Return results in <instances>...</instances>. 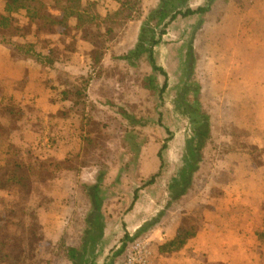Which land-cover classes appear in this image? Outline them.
<instances>
[{
	"label": "crops",
	"instance_id": "obj_1",
	"mask_svg": "<svg viewBox=\"0 0 264 264\" xmlns=\"http://www.w3.org/2000/svg\"><path fill=\"white\" fill-rule=\"evenodd\" d=\"M121 1L124 0H116V2L108 0L112 3L110 12H118L121 8ZM159 2L154 9L157 8ZM207 4L208 0H192L190 7L196 10L199 7H206ZM5 7L6 0H0V15L4 13ZM201 19L202 26L192 40L193 26H196ZM183 20L188 22L186 33L190 31L191 35L189 41L188 39L185 41L183 62H186L189 58V51L192 50L196 63L195 71L193 70L194 82L200 85L198 100L201 109L210 118V137L197 156L195 170L191 173L193 179L190 189L186 187L180 196L176 195L172 188L178 177L171 181L169 188L166 187L168 190L164 191L163 199L160 195L163 193L161 187H164L160 186L161 174L158 177L160 180H157L153 187L140 186L137 181L139 176H141V180L146 176L144 166L141 169L137 167L136 171L132 173L134 176H138L134 185L131 184L128 187L122 184L126 174L121 172L122 182L118 179L121 184L119 185L116 180L108 186L109 191L106 188L113 196L104 203L105 207L109 205L118 216L116 215L115 219V212H112L113 217L109 220L107 216L100 213L105 225L102 242L111 240L113 243L114 241V248L116 247V250L107 255L108 246L101 242L100 252L105 253L103 263H108L115 257V259L121 258L128 239L127 236L134 237L136 234H140L142 229L144 230L147 220L144 209L153 213L157 206L161 210L162 206L166 204H169L171 209L176 212H183L184 216L197 207L202 208V226H199V222L197 237L190 241L184 250L175 254L162 255L159 252V247L174 240L177 235L180 223V216H178V221L176 220L174 225L169 226V229L172 230L168 233L169 237L163 235L166 240L160 239L159 246L153 255L152 264H235L236 260H240L238 264H255L254 260L261 253H259V247L264 246V0H216L204 17L195 16ZM81 41L82 43H78V48L80 50L88 48L84 55L76 57L78 61L76 74L82 76L85 73L86 75L93 73L98 67L97 63L89 56L88 43ZM169 48L170 45L163 37V41L155 49L158 66L167 75L165 79V81L167 80L166 91L169 89V81H171L169 79L174 75L170 72L169 67L162 66L161 60L164 54L170 51ZM43 54L48 55L49 53L43 52ZM121 58L119 57V60ZM168 58L170 63V57ZM120 61L119 63L127 65V62ZM173 62L176 63V60L173 59ZM57 64L58 61L52 67L55 68ZM127 66L130 68L129 65ZM50 69L52 68L30 60L12 47L0 42V109L14 106L17 112H23L24 123L19 126H25L26 123L31 125L23 128L22 134L25 140L23 144L30 146L29 149L38 144L45 146L52 153L50 159L55 158L62 164L66 160H73L75 156L77 157L80 152L78 144L81 146L82 134L85 136L86 134L74 127L79 120L71 114L75 103L71 93H68L69 88H58L52 91L44 84L46 79L43 73L46 75ZM150 71L153 72L152 69ZM97 75L98 71L93 75L94 81L89 88L90 99L91 94H96L95 90L97 93L101 92L99 95L104 96L111 89L110 84L106 83L103 76L97 77ZM186 80L185 78L187 85L188 80ZM171 82L173 83V81ZM117 92L120 94L119 91ZM125 94L129 97L124 99L122 94L118 111L120 108L128 106L129 104L126 102L130 98L133 100L132 95H135L132 92L124 91ZM191 99L192 97H190ZM160 108H162L161 105L158 108V115L161 119ZM37 109L48 114L43 116V121L44 118H50L53 121L55 116H58L60 120L57 123H44L43 130H36L32 126L33 116L31 113ZM118 116L123 123L129 122L121 114ZM173 117L175 123H193L184 118L175 108ZM179 117H183L185 120L178 121ZM27 119H29L28 122H26ZM1 122H4L2 126L0 125L1 128H8L4 120ZM102 122H104L102 127H106L107 119ZM159 123H163V120H159ZM55 127L57 131L53 135ZM32 130L39 132V136L34 135L35 141L32 140V136H29ZM193 136L194 133L186 138L182 154L178 152L180 144L177 143V140H172L171 160L179 161L181 158V166H186V162L190 158L189 143ZM12 139H16L15 135ZM16 141L18 142L19 139ZM50 142L54 148L51 147ZM2 145H6V143L0 141L1 148H3ZM140 155V160L144 161L146 155H143V152ZM207 159H214L212 161L215 163V168L221 169L220 175L228 174L231 176V180L223 184L219 180L210 179L208 183H203L201 186L194 185L193 181H196L197 176L203 172L199 169L206 164ZM157 165V170L152 176L160 173L161 162L159 161ZM179 172L180 175L181 172ZM98 174H102L99 168H93L90 172L85 173L81 169L76 172L63 169L57 173L55 179L48 178L46 182H40V180L27 182V186L23 187L24 190L28 188L29 193L37 192V190L30 191L29 189L33 186L30 183H35L41 187L42 194L45 189L44 196L48 197V202L42 203L37 209L32 210V215L27 209L22 211L21 215L24 221L17 225L14 224V226L26 229L29 225L39 223L42 230L41 238L56 246L58 240L68 237V233L72 229V215L79 207L77 200L84 189L81 182L95 186L97 185L95 181L99 180ZM110 175L112 174L110 173ZM131 187L133 191H131ZM102 189L100 187V190ZM214 190H218L219 194L213 196L212 191ZM121 193L126 196V199H123L122 195L120 197ZM127 195L133 198L129 207L131 210L122 214V208L127 206L125 202ZM100 204L102 206V202ZM16 208L18 209L19 206L16 205ZM10 209L13 210L11 207ZM164 218L160 219L159 226L161 222L165 221ZM187 225L197 226L193 222ZM19 236L24 241V234ZM37 247L31 250L32 257L38 259L40 264H48L47 262L51 260L50 250H38ZM120 248L122 251H119ZM28 252L30 251L23 243L20 249L6 251L4 257L5 260H8V264H32V257L29 258ZM52 254H54L53 250ZM65 264L71 263L66 261ZM257 264L264 263L259 260Z\"/></svg>",
	"mask_w": 264,
	"mask_h": 264
},
{
	"label": "rangeland",
	"instance_id": "obj_2",
	"mask_svg": "<svg viewBox=\"0 0 264 264\" xmlns=\"http://www.w3.org/2000/svg\"><path fill=\"white\" fill-rule=\"evenodd\" d=\"M92 1V8H94L95 12H97L101 18H97L94 24L87 26L89 30L79 31L75 29L77 26L76 19L71 20L73 24L71 21L69 22V28L62 27L59 24L50 27H45L43 23L38 24L41 33L37 37L40 43L37 50L41 53H50L55 63L58 61L55 68L51 67L52 69L48 70L46 75L43 73L46 79L44 84L52 91L58 88H69L68 93H71L72 100L75 103V108L71 114L79 120L78 123H75L74 127H76L78 131L82 130V132L86 134V136L82 134L81 146L78 144L80 152H78V155L76 154L77 157L75 156L73 160H66L61 164L57 162L55 158L50 159L52 153L41 144L33 145L31 149H29L28 147L30 146L23 144L25 140L22 131L25 126L31 125L30 123H26L25 126H19L21 123H24V113L17 112L14 106L0 109V121L4 120L8 126V128L0 127V141L6 143V145H2L3 148L0 147V175L16 174L26 179L23 186L20 188H15L10 191L8 189L0 190L1 264H8V260H5L4 257L6 251L20 249L23 243L28 251H30L28 252L29 258L32 257L31 250L38 246V250H50L51 255L49 257L51 260L47 262L48 264H65L66 261L68 262L67 248H83L85 240L88 237L87 230L89 229L88 220L90 215L103 213L109 220L113 217L112 212H115V219L118 216L114 209L109 207V205L105 207L106 204L104 203L108 202L111 196H113L112 193L109 194L108 186L116 180L119 185L121 184V172H125L124 174H126L124 183L122 184L130 187L131 184L136 182L135 180L138 177L136 175L134 176L132 173L136 171L137 167L141 169L142 166H144L146 168V176L143 180H141V176H139L137 183L144 188H149L153 187L157 180L161 179L160 186L164 187H161L163 193H160V195H162L161 198L163 199L165 196L164 191L168 190L166 187L169 188L171 181L175 178L178 177L179 179V176H177L179 175L178 172H181L184 167L181 166V158L179 161L171 160V153L173 151L172 140H177V143L181 145H179L178 152L182 154L184 152L186 138L192 136L194 133V125H196L194 123L204 120L200 115L201 111H198L200 110L198 106L200 104L198 103L199 94L197 95V92L200 85L194 82L193 72L196 63L195 61H189V58L187 59L188 61L186 60L185 63L183 62V50L185 51L186 47L185 41H187V39L189 41L191 38L190 31L186 33V28L189 25L188 22L183 19L177 20L166 29L164 38L167 44L170 45V51L164 54L161 64L162 66L166 65L169 67L170 72H172L174 76L169 79L173 81V83L169 81V89L164 93L163 88L167 84V80L165 81V76L161 74L156 75L157 79H155L153 89L145 87V76H151L153 72L150 71L151 67L145 63L144 59L140 61L141 64L138 67L133 66L129 68L125 66V63H119V57L126 56L137 46L144 27V22L142 23V21L148 17L160 0H139L141 5L133 15L137 17L142 14V21H127L120 17H114L113 15H115V12H110L112 3L108 2V0ZM114 1L116 2V0ZM50 13L57 21L62 20V14L60 12L51 10ZM16 18H18L19 23L12 29V32L11 30L4 32L5 35L11 37L14 42L21 44L32 43V38L29 40L25 37L20 38L18 36L19 33L16 32L18 27H24V31H27V29H25V27H27L26 18L21 15L16 16ZM34 29H37V26ZM161 31H163V29H161L160 32ZM4 33H2L3 36ZM81 40L88 43L87 47L90 48L89 56L97 63L96 66L98 67L93 73L88 75L85 73L82 74V76L76 74L78 71V61L76 57L78 58L82 54L84 55L86 51H88V48H83V50L78 48V43H82ZM21 55L25 56L24 54ZM168 57H170V63ZM173 59L176 60V63L173 62ZM187 67L190 71L188 70V73L185 74ZM97 71V77L99 75L103 76L107 81L106 83L110 84L111 89L110 92H107V95L104 96L102 94L99 95L101 92L97 93V90H95L96 94H91L90 99V93L88 92L90 85L94 81L93 75H95ZM185 78L188 80L187 85L185 83ZM117 91H119L120 94H118ZM124 91L129 93L132 92L135 95H132L133 100L130 98L128 106H124V108L122 107L118 111L119 104L122 100V94L124 99L129 97L126 94L124 95ZM184 95L187 99L189 98V101L186 102L188 104L180 102L181 96ZM190 97H192L191 100ZM159 99L162 101L160 102ZM159 105L162 107L159 111V114L162 116L161 119L158 115ZM174 108L177 109L184 118L193 123H175L176 121L173 117ZM184 112L187 113L184 114ZM118 114L126 117L129 122L123 123V121L119 119ZM31 115L33 116L32 126L35 127L36 130H43L44 127L42 125H44V123H57V121L60 120L58 116H55L53 121L50 118H44L43 121V116L45 117V115L47 116L48 114H44V112L38 109L34 110ZM183 117H179L178 121L185 120ZM105 119H107L108 122L106 123V127H102L104 124L102 121H105ZM172 119L174 123H172ZM159 120H163V123H159ZM28 121L29 119H27L26 122ZM2 123L4 122L0 123L1 126ZM36 130H32V133L29 134V136H32L33 141H35L34 135L39 136V132ZM56 131L57 128L55 127L53 135ZM168 131H170L171 134H169ZM14 135L16 139H12ZM17 139H19L18 142L16 141ZM50 145L54 148L52 142H50ZM164 146L166 147L165 150H163ZM142 152L143 155H146L144 161L140 160V154ZM160 153H162L164 157L163 161L159 160ZM212 160L207 159L206 164L199 169L203 172L197 176L196 181H193V183H195L194 185L198 184L197 186H201L203 183H208L210 179L219 180L223 184L231 180V176L228 174L224 176L220 175L219 171L221 169H216L214 166L215 163ZM159 161L161 162L159 174H161L162 177L159 179L158 176L155 178L154 184L148 186L154 178L152 174L157 170ZM93 168H99L100 173H102L100 175L98 174L99 180L97 179L95 183L99 185L98 183L101 182L100 187L103 189L100 190L99 188L96 200L93 196V188L97 185L89 186L81 182L84 189L77 200V205L79 207L72 215V229L70 233H68V237L60 241L58 240L56 246H53L41 238L42 230L39 223H35L31 226L29 225L26 229H21L20 227H18V229L14 226V224L17 225V223L24 221L21 215L22 211L27 209L30 215H32V210L37 209L42 203L46 204L48 202V197L44 196V193H46L45 189L42 194L40 192L41 187L35 183H30V185H33H31L33 188L31 187L29 189L30 191L33 189L34 191L37 190L38 193L33 191L29 193L28 188L24 190L23 187L27 186V182H35V180L46 182L48 178H51V180L55 179L57 178V173L63 169H69L75 172L81 169V171L85 173L90 172ZM110 173L112 175H110ZM80 177H82V175H80ZM192 179L193 175L189 173L187 185H181L180 189L184 190L186 187L190 189ZM131 191H133L132 187ZM218 194V190L212 191L213 196ZM121 195L123 199H126L123 193L120 194V197ZM133 197L135 199L134 195ZM132 199V197L127 195L128 201L125 200L127 206L122 208V214L130 212L131 209L129 207ZM96 201L99 204L102 202V206L100 204V210L98 209ZM16 205L19 206L18 209ZM10 207L13 208V210H11ZM159 210L160 208L158 206L153 213L144 209V215L147 217L144 230L142 229L140 234H136L134 237H129L126 243H129L132 239L151 234L150 238L153 241L152 251L153 254H155V249L158 248L160 239L164 238L163 235H167V238L169 237L168 233L172 231L169 229V226L174 225V223L178 221V216H180L179 226H188L187 224H191L192 222L197 226L200 222L199 226H202V208L197 207L190 213L185 214V216L183 212L172 210L169 204L163 205L161 210ZM162 218H164L165 221L161 222L159 226V221ZM22 233L24 234V241L23 238L19 236H22ZM164 239L166 240V237ZM111 242V240L102 242V244H107L108 246L107 255L116 250V247L114 248V241L113 243ZM116 243L117 241L115 240V244ZM100 248L97 249L98 251L96 250L98 255L95 264H118L121 262V258L115 259V257L108 263H103L102 260L105 253L102 254ZM259 248V253H261L258 258L254 260L255 264L259 263V260L264 263V251H261L264 249V246ZM52 250L54 254H52ZM119 251H122V249L120 248ZM89 256L88 253L87 258H89ZM239 261L240 260H236L235 264H238ZM36 262L40 264L38 259L32 257V264H36Z\"/></svg>",
	"mask_w": 264,
	"mask_h": 264
},
{
	"label": "trees",
	"instance_id": "obj_3",
	"mask_svg": "<svg viewBox=\"0 0 264 264\" xmlns=\"http://www.w3.org/2000/svg\"><path fill=\"white\" fill-rule=\"evenodd\" d=\"M191 1L192 0H160L157 8L153 9L148 17L144 19V27L137 46L120 59L121 61L127 62V65L130 67H138L141 64L140 61L144 59L145 63L148 64L153 71V75H146L144 78L146 88L153 89V84L155 83V79H157L156 75L158 74L164 75L165 78H167L164 70L158 66L155 57V49L163 41L166 29L172 23L180 19H187L195 16H198L199 18L204 17L208 14L211 6L216 0H208L206 7H199L196 10L191 9ZM92 2V0H6L4 13L0 15V42L12 47L19 53L24 54L25 57L30 60H35L40 64L52 67L55 64V60L52 59L50 53L45 55L37 50V47L40 44L37 37L41 33L38 24L43 23L45 27L59 24L62 27L69 28V22L72 19H76L77 26L75 29L79 31L89 30L87 26L94 24L97 18H101V16L95 12L94 8H92ZM140 5L141 3L139 0L121 1V8L113 16L120 17L127 21L141 20L142 14L139 13L140 15L137 17L133 15ZM51 10L60 12L62 14V20L57 21L55 17L51 15ZM18 15L26 18L27 27H25V29H27L28 33L27 31H24V27H18L16 32L19 33L18 36L20 38L25 37L28 40L32 38V43L21 44L14 42L11 37L5 35L4 32H8L9 30L12 32V29L19 23L18 18H16ZM36 26L37 29H34ZM201 26L202 19L196 26H193L192 40H194V35ZM161 29H163V31L160 32ZM2 33H4V36ZM50 52L53 53L52 51ZM189 52V61H195L194 52L192 50ZM188 70L190 71L187 67L186 74L188 73ZM163 90V92L167 90V85H165ZM198 94H200V86L198 87L197 95ZM188 99L185 95L181 96L180 102L188 104L186 103L189 101ZM126 103L129 104V101ZM198 106L200 107V110L198 111H201L200 115L204 120L194 123L196 124L194 128V136L189 143L190 158L187 160L186 166L183 167L179 179H176L172 185L174 193L178 196L184 193V190H181L180 187L181 185H187V177L189 173L191 174L195 170L197 156L203 150L210 137V118L204 113V111H202L201 106ZM186 113L187 112H184V114ZM168 133L171 134L170 131H168ZM165 149L166 147L164 146L163 150ZM159 158L161 161L164 160L162 153L159 154ZM159 175V173L155 175L148 186L154 184L153 182L156 180L155 178ZM25 181L26 179L16 174L0 175V190L8 189L10 191L15 188H20ZM98 184L99 185L93 188V196L96 200L101 182ZM96 204L100 210V204L97 201ZM88 224V237L85 240L83 248H67L68 260L71 264H95L96 262L95 260L98 255L96 250L100 247L101 241L104 237L105 225L99 213L93 214L89 218ZM198 233V226L180 225L175 239L159 247L160 254H175L184 250L188 243L197 237ZM127 238L126 239L129 240L128 236ZM128 244L129 243H126L124 248H126ZM0 247H2L1 243ZM88 253L90 255L89 258H87Z\"/></svg>",
	"mask_w": 264,
	"mask_h": 264
},
{
	"label": "built area",
	"instance_id": "obj_4",
	"mask_svg": "<svg viewBox=\"0 0 264 264\" xmlns=\"http://www.w3.org/2000/svg\"><path fill=\"white\" fill-rule=\"evenodd\" d=\"M151 235L133 239L121 254L118 264H151L153 260Z\"/></svg>",
	"mask_w": 264,
	"mask_h": 264
}]
</instances>
